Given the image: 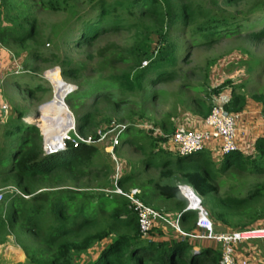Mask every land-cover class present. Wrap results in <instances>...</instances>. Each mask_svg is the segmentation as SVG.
Listing matches in <instances>:
<instances>
[{"label": "trees", "instance_id": "obj_1", "mask_svg": "<svg viewBox=\"0 0 264 264\" xmlns=\"http://www.w3.org/2000/svg\"><path fill=\"white\" fill-rule=\"evenodd\" d=\"M240 1L243 0H222L221 3L219 0H0V43H15L21 50L29 49L34 58L38 57V47L45 41L33 16L36 8L74 12L73 22L80 24L79 28L71 30L78 32L74 38L77 47L91 45L106 32L130 34L135 42L131 54L137 56L138 68L143 70L137 71L133 77L127 73L120 78H111L113 85L118 86L120 98L111 93L97 96L117 109L125 104V96L135 91L132 85L142 92L145 90L142 98L145 99L154 95L147 86L174 78L175 71L166 66L175 59L180 45L171 39L170 31L185 29L189 38L203 35L207 41L193 43L189 40L185 45L209 46L222 35L228 36L236 31L249 14L264 10V0H251L247 12H240L242 18L239 21L238 15L226 10V6ZM78 3L87 4L89 10L76 13ZM248 37L253 40L264 38V27L249 32ZM111 50L103 48L99 52L101 61L94 68L99 74L112 69L116 63L126 64L132 60L131 54ZM15 55L20 58L19 52ZM42 59L46 60L43 56ZM141 60L149 62L147 68L140 65ZM60 62L63 77H78L79 69L71 67L68 58ZM152 67L155 73L150 72ZM204 79L200 85L191 87L207 90L209 84ZM229 82L212 87L210 92L218 98ZM188 85L182 84L191 88ZM37 89L43 88L36 86ZM32 91L28 89L29 94ZM83 96L82 92L76 91L67 103L75 106L74 101ZM229 96L228 100L221 102L224 109L228 113L242 112L247 103L246 96L236 92L234 87ZM251 98L262 104L264 117V94H254ZM205 100L200 97L191 100L195 104V115L202 121L210 112L211 104H206ZM97 103L98 99H95L93 107ZM94 114L86 112L78 117V133L87 136L91 129L101 125ZM37 115L39 118L43 116L44 108ZM24 117L18 111L14 118L11 132L15 134L16 146L5 170L1 168L5 146L0 147V188L12 187L21 193L6 192L0 199V246L15 235L25 254V261L19 264H220V246L214 248L205 244L197 247L186 236L164 232L161 223L143 237L129 200L114 192L115 181L124 192L150 184L165 199L178 197V185L186 184L201 197L213 223L227 232L264 226V178L247 185L236 184L245 176H264V136L257 137L253 147L246 151L221 155L218 149L215 152L205 148L188 156L177 154L173 159L168 152L158 148L159 142L168 144V137L179 125L172 122L174 117L168 118L167 115L158 125L165 135L153 138V130H147L140 133L142 140L137 146L144 156L148 154V159H152L147 160L144 169H157L163 183L154 178L139 183L140 172H125L115 180L107 164L94 165V161L100 157L103 160L105 154L95 144L80 143L55 155H43L41 132L37 126L23 122ZM144 118L143 114L128 116L127 122L133 125L126 131L136 129L135 123ZM110 121L106 119L102 123ZM92 136L96 138L95 134ZM144 139L157 151L152 149L147 153L145 145L148 144L143 142ZM134 141V138L126 140L128 143ZM156 154L165 155L162 162L154 160ZM226 181L231 184L230 188L219 195L218 187ZM242 186L245 187L244 193L238 190ZM142 195L143 192L138 198ZM179 201H183L179 206V224L184 232L193 233L188 231L196 229V212L184 211L186 202L184 199ZM23 238L29 243L23 242ZM244 242L247 241L241 242V246ZM240 248L235 247V254L243 250Z\"/></svg>", "mask_w": 264, "mask_h": 264}, {"label": "rangeland", "instance_id": "obj_2", "mask_svg": "<svg viewBox=\"0 0 264 264\" xmlns=\"http://www.w3.org/2000/svg\"><path fill=\"white\" fill-rule=\"evenodd\" d=\"M221 1L219 0L220 3ZM250 1L243 0L233 6H226V10L236 13L238 15L237 18L241 21L242 13L240 12H247L248 2ZM75 9L76 13H83L87 12L89 7L87 4L78 3ZM33 16L37 20L38 28L45 41V44H41L38 47L41 55L38 53V57L34 58L29 54V49L21 50L18 45L12 42L0 43V147L5 146V152L1 160V168L4 170L8 168L11 152L16 146L15 134L11 131L17 112L19 111L25 115L23 122L37 126L41 132V121L35 117L43 108L45 112L46 110L48 111L45 118L50 113V115L54 114L55 117L57 115L59 118L60 114L54 108L61 102H55L50 106L54 96L61 99L64 98L76 125L79 116L86 112H95L94 115H97V120L100 121L101 125L96 129L90 130L88 135L91 136L98 129L107 126V124L102 123L106 119L127 121L128 119L126 118L133 113L143 114L144 119H140L137 122L134 121L137 124L136 129H129L122 133L120 145L115 150L119 164V176L126 174L124 168L133 169L134 174L140 172L139 176L141 175V177L139 179L143 178V180L147 178L158 180L159 177L157 169H144L147 162L152 159H148L149 155L144 156L137 148L142 140H140V133L144 134L147 130H153L151 135L153 138L158 135H165L158 125L164 118H167V115L168 118L174 117L172 122L175 124L200 129L203 121L194 113L195 104L191 102L193 98L206 99V104H211V101L221 103L230 98L229 94L234 87L236 92L243 93L246 96L248 106L254 111V114L258 111L262 116V104L254 101L251 96L264 94V38L253 40L248 37V33L258 31L264 27V10H257L249 14L246 20L240 22L241 27L228 36L222 35L209 46L197 45L198 43L193 47L185 45V42L189 40H193V43L207 41V38L203 35L189 38V32L185 29L181 30L179 28L170 31L171 39L177 40L180 45L175 59L166 66L169 70L175 71L174 78L166 82L147 86L154 95L151 94L145 99H142L145 90L142 92V90H138L132 85L135 91L130 96H125L127 98L125 104L120 105L117 109L113 108L112 104L105 101L102 97L97 98V96L111 93L114 97L120 98L118 86L117 84L113 85L111 78H120L127 73L130 77H133L137 71L143 70V68H138L139 64L136 63L137 56L131 54V49L135 46L133 37L126 32H106L98 36L91 45L77 47L74 45V38L78 32L71 30L79 28L80 24L73 22L74 12L70 10L50 12L36 8L33 10ZM87 16L89 17V15ZM103 48H110L112 49L111 52L121 51L125 55L131 54L132 60L126 64L116 63L112 69H105L99 74L94 68L101 61V57L98 54ZM16 52H19L20 58L16 57ZM42 56L46 60H43ZM65 58L71 61V67L79 69L77 78H66L61 75L60 61ZM184 58L185 61L183 60ZM140 65L147 68L149 62L141 60ZM154 71L155 69L152 67L150 72L155 73ZM204 77L209 84L207 90H196L191 87L203 83ZM227 81L230 82L222 89L220 96L216 98L210 92L211 88ZM184 82L189 84L188 86L191 88L183 87L182 84ZM36 86H41L43 89L35 90ZM204 86L206 87V85ZM28 89L33 90L31 94L28 93ZM76 91L82 92L84 94L83 98L75 100V106L71 105V103L68 104L67 100ZM95 99H98V103L94 105L96 110L93 107ZM40 118L42 120V116ZM45 118L42 121L43 125L45 123L50 124L51 116L48 119ZM63 119L64 117L59 118V122ZM252 129V134L258 132V134L264 135V127L262 128L260 123L252 121ZM3 131L10 132L4 135ZM129 138H134L136 141L133 143L126 142ZM143 142L148 144L145 145L147 153H150L152 149L157 151L156 148H151V142H147L145 139ZM99 148L102 149V146H99ZM158 148L168 152L173 159L177 157L178 153L169 141L168 144L159 142ZM212 149L216 152L218 147L216 146ZM102 153H104L103 149ZM153 157L156 162H162L165 155L156 154ZM102 159L100 157V159L95 160L94 165L104 162L115 175V172H113L115 168L114 161L107 154H103ZM263 178L264 176H245L236 184L247 185ZM230 182L235 183L233 180ZM230 185L226 181L224 185L219 186L218 194H223L230 188ZM244 188L242 186L238 190L244 193ZM143 189V195L141 196L143 199H140L147 205L152 203V207L162 214H167L165 207L169 203L164 204V202H175V200L161 197L150 184H145ZM8 190L7 186L0 188V194L5 196ZM159 225L166 227L165 224ZM214 231L227 233L222 226L216 224H214ZM22 241L26 244L28 242L27 238H23ZM251 241L255 242V247L257 246L258 249L251 255L252 261H262L264 263V243L261 242L262 240L257 239ZM218 246H215V248ZM239 248L242 249L241 243L238 245ZM24 261L25 254L22 247L18 244L15 235H11L8 241L0 246V264H19Z\"/></svg>", "mask_w": 264, "mask_h": 264}, {"label": "built area", "instance_id": "obj_3", "mask_svg": "<svg viewBox=\"0 0 264 264\" xmlns=\"http://www.w3.org/2000/svg\"><path fill=\"white\" fill-rule=\"evenodd\" d=\"M71 117L72 125L59 135L58 140L46 138L41 131L43 155H55L69 147H77L80 143L102 146L104 153L115 163L116 180L119 177V164L115 150L120 145L122 133L126 131L128 126L133 124L127 121H110L106 127L100 128L95 132L96 138H94L91 135L84 136L78 133L73 115ZM238 118V113H228L222 103L211 101L210 112L203 120L200 129L179 125L168 141L181 156L201 152L213 141L217 142L221 155L230 154L240 150L238 137L239 134H244L243 131L239 132L237 126ZM8 189L6 192L15 191L17 194H21L12 187H8ZM178 190L186 202L184 211L196 212V232L187 233L180 228V214L174 220H170L165 214L143 203L138 198L139 190L136 188L129 190V192H124L116 185L115 181L114 192L125 196L129 200L131 210L136 215L139 231L143 237H147L152 227L159 223L169 225L180 235L192 240H212L216 242L221 248L220 264H246L244 261L240 262L236 259L235 247L243 241L264 240V226L255 227L247 231L217 233L214 231V224L197 192L186 184H179ZM1 198L2 194H0Z\"/></svg>", "mask_w": 264, "mask_h": 264}, {"label": "crops", "instance_id": "obj_4", "mask_svg": "<svg viewBox=\"0 0 264 264\" xmlns=\"http://www.w3.org/2000/svg\"><path fill=\"white\" fill-rule=\"evenodd\" d=\"M239 114V118H238V121H237V126H238V129H239V132L240 131H243L244 134L243 135H240L239 134V137H238V145L240 147V150L242 151H246V150H249L251 147H253V144H254V141L257 137L259 136H264V135H261L258 134V132L256 133H251V131L254 129H252V121L255 123H260L261 127L263 128L264 127V117H262L258 111H256V113L254 114V111L250 109V107L248 106V102L246 103V106L244 108V110ZM202 127V126H201ZM218 144L216 141H213L211 143H209V145L207 146V148L209 149H212L213 147H216ZM214 150V149H212ZM123 166V165H122ZM125 172L129 173V172H134L133 169H125ZM142 173V172H141ZM141 177V175L139 176ZM158 177L159 179L157 181L163 183V179L160 177L159 175V172H158ZM148 179V178H147ZM155 179V178H154ZM146 180V179H145ZM145 180H143V178H140L139 179V182H144ZM136 189L139 190V196L142 194V192L144 191L143 188L141 187H136ZM155 190V188H154ZM155 192L157 193V191L155 190ZM159 195V194H158ZM175 200V202H164L165 203H169V205L167 207H165V210L168 212L167 214H165V216L168 218V216H170V220H174L175 217L179 214L180 210H179V206L181 204V202L183 201H179L180 199L182 200L183 197L179 194L178 197L176 198H172ZM163 202V201H162ZM179 203V204H178ZM151 206L152 203H150ZM163 231H167L169 232V234L171 235H175L177 232L172 228L170 227L169 225H166V227L163 226ZM167 228V229H166ZM197 230L195 228H193L192 231H188V232H196ZM179 234V233H177ZM194 243L198 246H203V245H208V246H211V247H214L217 246V243L212 241V240H193ZM262 243H264V240L261 241ZM215 243V244H214ZM255 242L253 243L252 241H247V242H244L243 245H242V251H237L236 254H235V257L238 261H244L246 264H264L262 261H259V262H253L252 261V258H251V255L253 253L256 252V250L258 251L257 249V246L255 247ZM248 248V249H247ZM255 259H256V256H255ZM257 260V259H256Z\"/></svg>", "mask_w": 264, "mask_h": 264}, {"label": "bare ground", "instance_id": "obj_5", "mask_svg": "<svg viewBox=\"0 0 264 264\" xmlns=\"http://www.w3.org/2000/svg\"><path fill=\"white\" fill-rule=\"evenodd\" d=\"M55 102H61V104H58L57 107L54 108L55 111H57L60 115L59 118L64 117L63 120H60L59 122V118L55 117L54 114L50 115L48 117L51 116V120H50V124L45 123L43 125V120L44 118L47 116L48 111L46 110V112L44 111V115L42 116V120L41 118H39V115H37L35 118L39 119L41 121V129L42 132L45 134L46 138H50L52 140H58L59 135H61L65 130L68 129V127L70 125H72V117H71V112L68 108V105L65 103L64 98H60L57 96H54L53 101L51 102L50 106L55 103ZM49 106V107H50ZM45 118V119H48ZM59 122V124H58Z\"/></svg>", "mask_w": 264, "mask_h": 264}, {"label": "water", "instance_id": "obj_6", "mask_svg": "<svg viewBox=\"0 0 264 264\" xmlns=\"http://www.w3.org/2000/svg\"><path fill=\"white\" fill-rule=\"evenodd\" d=\"M68 94V93H67ZM74 118V117H73Z\"/></svg>", "mask_w": 264, "mask_h": 264}]
</instances>
